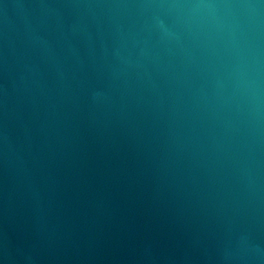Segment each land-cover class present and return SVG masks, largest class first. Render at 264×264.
I'll use <instances>...</instances> for the list:
<instances>
[{
  "label": "water",
  "instance_id": "1",
  "mask_svg": "<svg viewBox=\"0 0 264 264\" xmlns=\"http://www.w3.org/2000/svg\"><path fill=\"white\" fill-rule=\"evenodd\" d=\"M0 264H264V0H0Z\"/></svg>",
  "mask_w": 264,
  "mask_h": 264
}]
</instances>
